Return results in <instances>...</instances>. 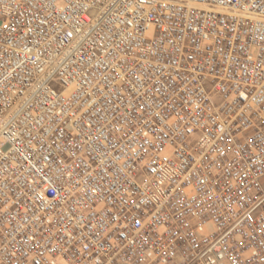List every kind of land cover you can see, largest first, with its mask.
Masks as SVG:
<instances>
[{
  "label": "built area",
  "instance_id": "2783aa9c",
  "mask_svg": "<svg viewBox=\"0 0 264 264\" xmlns=\"http://www.w3.org/2000/svg\"><path fill=\"white\" fill-rule=\"evenodd\" d=\"M0 264H264V0H0Z\"/></svg>",
  "mask_w": 264,
  "mask_h": 264
}]
</instances>
